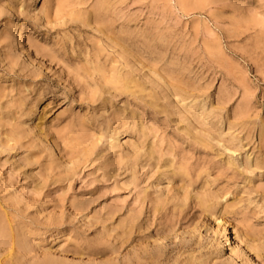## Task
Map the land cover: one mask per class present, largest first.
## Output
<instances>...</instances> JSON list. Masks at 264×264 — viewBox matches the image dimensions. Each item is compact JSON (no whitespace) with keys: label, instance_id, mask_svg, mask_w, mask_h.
Returning a JSON list of instances; mask_svg holds the SVG:
<instances>
[{"label":"rangeland","instance_id":"374dc122","mask_svg":"<svg viewBox=\"0 0 264 264\" xmlns=\"http://www.w3.org/2000/svg\"><path fill=\"white\" fill-rule=\"evenodd\" d=\"M0 223L66 264H264V0H0Z\"/></svg>","mask_w":264,"mask_h":264},{"label":"bare ground","instance_id":"6f19581e","mask_svg":"<svg viewBox=\"0 0 264 264\" xmlns=\"http://www.w3.org/2000/svg\"><path fill=\"white\" fill-rule=\"evenodd\" d=\"M12 217L14 216L11 215L10 221H12V224H13ZM5 220H8V219H5ZM3 221H4V218H3ZM17 221L19 223L20 220L17 219ZM18 223H15V224L18 225ZM1 224L2 223H0V254L3 252L4 257L3 259L0 257V264H7V263L8 264H66L65 262H57L54 259H52L50 256L45 255V254H48L46 253L47 251L46 252L44 251L45 254H43L44 252L43 253L40 252L43 250L41 249V246L38 245L39 241L44 239V237L45 239H48V241H50V237L53 236V234L50 233L48 230L46 229L45 230H38V229L30 230L29 229L23 232L20 230L19 231L16 230L17 228L14 229L17 225L13 226L14 228H12L10 226L11 224L6 225L7 224L6 223L5 224L6 226L5 225L3 226ZM220 231L222 233H225L226 230L223 227V225L220 227ZM162 232L168 233V234L173 233L172 229L168 227H164ZM103 236H100L99 239L100 240L102 238L104 239ZM61 246H63V244ZM15 254L18 255L17 258L15 257L17 256ZM12 257L16 258V259L14 258L15 259L14 262L12 261L13 260Z\"/></svg>","mask_w":264,"mask_h":264}]
</instances>
